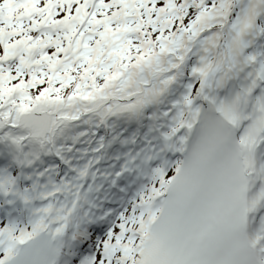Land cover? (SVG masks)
Returning a JSON list of instances; mask_svg holds the SVG:
<instances>
[{
	"label": "snow or ice",
	"instance_id": "6c2138e0",
	"mask_svg": "<svg viewBox=\"0 0 264 264\" xmlns=\"http://www.w3.org/2000/svg\"><path fill=\"white\" fill-rule=\"evenodd\" d=\"M79 104L150 121L103 194ZM0 264H264V0H0Z\"/></svg>",
	"mask_w": 264,
	"mask_h": 264
},
{
	"label": "rangeland",
	"instance_id": "374dc122",
	"mask_svg": "<svg viewBox=\"0 0 264 264\" xmlns=\"http://www.w3.org/2000/svg\"><path fill=\"white\" fill-rule=\"evenodd\" d=\"M67 111L70 112H76L77 110L82 111L81 109H78V105L72 107V108H68L66 109ZM151 111V109H149ZM104 113V109L101 108L98 111V114L101 115ZM98 118V117H97ZM96 118V119H97ZM113 125H114V130L116 129L115 126H118L116 124L121 123H128L130 121L134 122V119H130L126 116H121V115H115V118L113 120ZM123 121V122H122ZM147 121H149V119H147ZM98 121H92L91 124H95ZM86 125V123H84ZM149 123L147 122V125ZM111 125V126H113ZM74 129V130H73ZM59 134L57 136V138L55 139L56 144H59L60 146L55 148V152H59V151H64L65 149H71V148H75L74 146L77 145L78 143H82L84 140L81 136H83V134H85L84 132H81L79 130H76L75 128H72V126L70 124H68L67 122H62L60 130H59ZM80 137V138H79ZM58 139H62V141H58ZM62 144H60V143ZM69 142V143H68ZM40 152V157L41 155H52L53 153V142L51 143H47L45 144L41 149H39ZM41 161V159L39 160Z\"/></svg>",
	"mask_w": 264,
	"mask_h": 264
},
{
	"label": "bare ground",
	"instance_id": "6f19581e",
	"mask_svg": "<svg viewBox=\"0 0 264 264\" xmlns=\"http://www.w3.org/2000/svg\"><path fill=\"white\" fill-rule=\"evenodd\" d=\"M107 171V170H106Z\"/></svg>",
	"mask_w": 264,
	"mask_h": 264
}]
</instances>
